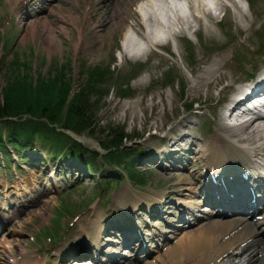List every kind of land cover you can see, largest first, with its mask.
Returning <instances> with one entry per match:
<instances>
[{
    "label": "rangeland",
    "instance_id": "374dc122",
    "mask_svg": "<svg viewBox=\"0 0 264 264\" xmlns=\"http://www.w3.org/2000/svg\"><path fill=\"white\" fill-rule=\"evenodd\" d=\"M102 1L50 0L49 3L45 0L40 3L34 1L30 3L29 9L30 12H35L29 15L25 13L27 7L25 0H0V101L4 104L5 95L10 96L12 98L10 103L15 102L19 106L21 101L25 100V108H27V105H33L35 99H38L41 101V106L57 117L54 122L63 123L66 120L72 122L75 120L67 114L66 97H69L70 103H76L79 98L82 99L77 91L80 88L87 89V97H84L83 93L82 95L85 102L88 99L89 113L96 118L90 122L99 125L91 129L90 133L70 129L66 130L73 132L74 135L69 131L65 132L76 138L78 136L83 141V145L100 153H103L100 147L102 142L113 129H121L126 134L141 135L139 140L131 139L126 144L130 148L135 147L142 151V154L135 158V168L140 172L145 173L146 170L152 174V177H147L149 186L140 189L138 186H133L135 182H129L126 176L120 177L123 178L121 186L110 193L111 202L108 205H101L100 201L95 200L88 206L93 194L102 188V179L105 178L103 172L108 167L106 160L97 163L101 165L98 169L94 166L86 168L83 161L73 157L66 158L64 164L73 166L68 168L70 171L79 169L82 173V176L76 179L77 188L68 192L66 190H72L73 187L60 188L57 187L56 182H49L52 178V166L50 160L45 162V166L43 165L45 159L39 158L43 157L41 153L34 156L37 161L36 168H30L27 164H20L21 167L15 166L19 172L14 174L15 170H12V181L0 171V186L9 187L7 190L0 187V201H10L9 211L0 210V213H7L10 217L9 221L0 223V264L33 262L70 264L74 256H70L71 253L66 252V248L71 243L81 242V230L87 225L79 223L81 218L90 221L97 210L102 212V216L108 217L117 213L121 205L127 204L123 203L124 199L143 196L144 192L155 189L157 181L167 182L168 177L160 175L155 167H150L153 166V161L148 158L154 159L156 147L163 145L186 118H193V111L183 112L184 104L197 102L196 107L202 109L197 111L205 114L206 121L211 122L209 112L221 103L223 92L227 90L230 93L236 82L246 75L249 64L253 65L259 61L257 66H260L264 63V0H249V8L246 0H222L224 10L215 12L207 8L210 14L205 10L199 12L188 8L189 11L181 16L182 23L176 26V32L180 33L176 34L178 36L176 44L158 39L160 42H156L155 45L157 52L152 48L145 51L147 47L144 51L141 50L140 54H126L121 48L125 26L135 20L139 27L136 15L124 17L123 14H114L118 6L121 8L125 5L132 8L140 0H113L109 5V13L105 12L103 7L107 1ZM216 5L223 7L220 3ZM203 13L211 17L205 18ZM169 20L168 24L171 28L174 26L171 22L174 23L175 19L171 16ZM87 30L91 31L90 35L86 38L83 35L81 40V33ZM188 46L192 47L194 56L198 58H201L203 53L206 58L212 57L208 62L224 55L229 62H234V71L194 91L196 75L200 74L207 64L198 61L191 66L187 65L185 55H188L186 50ZM120 55L128 60V69L124 71L119 69ZM96 64L107 66H94ZM104 69L116 70L120 80L116 79L115 82L119 83L121 88L128 87L132 92L139 91L147 99L151 98L150 92H155L156 100L165 94L164 103L155 114L145 113L149 123L144 128L141 119L143 113L140 109L129 105L126 111L120 110L123 101L130 100L122 97V92L120 93L117 87L115 89V85L105 87ZM163 71H170L173 75L170 82L165 80V84L163 82L161 84L164 78ZM123 74L135 78L126 81L122 78ZM15 80L22 83L6 87ZM168 83L171 84L167 86ZM182 83L185 84L183 95H181ZM221 87L225 89L222 92ZM207 93L210 97H207ZM201 99L205 102L199 103L198 100ZM132 100L136 101L135 98ZM43 102L45 104L42 105ZM117 107L120 111H115ZM108 110L113 113L110 114ZM130 110L133 112L132 115ZM23 115L24 118L21 117ZM131 116H134V120L138 122L131 120L133 119ZM20 119H35V117L31 114H21L13 120ZM214 121L216 124L219 120ZM0 131L2 138L6 139L3 124L0 125ZM51 141L53 143L58 139ZM181 141L183 140L177 142ZM26 159L28 160V156ZM13 164L17 165L16 159ZM23 167L26 169L21 173L20 168ZM62 168V163L55 167V177H58ZM113 169L123 170L114 165ZM63 171L62 169L61 173ZM62 179L64 178L60 177V181ZM63 189L66 190L62 191ZM15 193L20 196L18 200L20 202L13 206ZM97 197L102 196L97 195ZM84 204H87V208L81 212L80 208L84 207ZM114 221L105 218L103 225L109 228L115 223ZM60 223L65 226L64 237L52 243L47 237L55 236L54 239H57L61 230L54 229Z\"/></svg>",
    "mask_w": 264,
    "mask_h": 264
},
{
    "label": "bare ground",
    "instance_id": "6f19581e",
    "mask_svg": "<svg viewBox=\"0 0 264 264\" xmlns=\"http://www.w3.org/2000/svg\"><path fill=\"white\" fill-rule=\"evenodd\" d=\"M34 1H36V0H34ZM106 1H107V4L103 5V7L105 8V12L109 13L110 12L109 5H110V2L113 0H103L102 2H106ZM144 1L148 2L149 6L146 8V10L139 8L141 13L150 10L155 17L157 16L156 15V9H155V7H157V4L153 3V1L158 2V3H164L165 2L163 0H144ZM196 1L198 2V4L194 1H192L191 9L195 10V11H198L199 9H200V11L204 10L205 8H204V5L202 4V1L201 0H196ZM219 3L223 7H221V6L219 7L216 5ZM222 3H223L222 0L216 1L215 5L213 6L214 10L223 11L225 6ZM200 6H202V7L199 8ZM117 8L114 10V14L117 13L119 15H122V14H129L130 13L128 7H126L125 5H123L121 8H119V6H118ZM173 11H175V9H173ZM203 14L206 15L205 13H203ZM209 14L206 15V17H211ZM163 15H164L163 18L169 19V17L166 14H163ZM181 16L182 15H179V14L173 15L175 22L174 23L171 22V25H174V26L169 28L170 30L177 31L176 26L178 24L182 23V21H183ZM146 26H147V28L151 29V24L146 25ZM157 28L159 30L162 29L160 25H158ZM163 31H166V29H163ZM90 33H91L90 30L83 31L81 33L80 39L81 40L83 39V35L86 38V36L90 35ZM127 61L128 60H126L125 58L120 59V61H119V63H120L119 69L120 70L123 69V71H124L125 69H128L127 68V66H128ZM197 61H199V60H197ZM204 63L207 65L203 68V70L201 71L200 74L196 75V83L193 86L194 91L204 84H211V83L218 81L219 79L226 76L227 74H230L233 71L232 65L227 60V57H225L224 55H220L217 59H215L211 62H208L207 60H205ZM97 65L98 64H96L94 66H97ZM127 75L128 74H126V75L123 74L122 78L123 79L125 78L127 80L130 77H132V76H127ZM116 79L120 80V77L117 75L116 70H114L112 75L110 76L109 83L115 82ZM263 80H264V73L261 74L259 79H257L253 83H251L250 87L254 88L255 84L256 85L262 84L264 82ZM106 87H109V86L106 85ZM234 91H236V89H234ZM150 94H151V98L147 99L146 96L139 91L132 92L131 88H128V90L126 92L122 93V97H125L126 99H129L130 101L124 100L120 110L123 109L124 111H126L127 109H129V107H128L129 105H132L134 108L137 107V109H140V111L143 113V115L141 116V119H143V128L149 123V121L146 118V114L147 115L155 114L157 112L158 108L160 107V105L162 103H164L165 94L163 96L159 97L158 100L155 99V92H150ZM132 98H135L136 101H133ZM136 98H138V99H136ZM230 99H231V103L235 105V104H237L239 98L237 96H231ZM253 99H255V98H253ZM116 110H119V108L118 107L115 108V111ZM108 112L110 114L113 113L110 110H108ZM130 113H131V115L133 114V112L131 110H130ZM255 116H256L255 118H250V119L243 121V123H244L243 128L248 127L254 133L245 137V136L239 135L238 131H230L229 132L230 135L237 136L240 141L246 142L244 144H241L242 142H239V141L237 142L239 147H236V149L241 153V154L237 155L238 157H240L241 155L243 156L244 154L247 155L248 157H250L251 155H254V157H259V158H262V156L264 157V116L263 115H255ZM94 118L95 117L92 115V119H94ZM131 118H133L131 120H133L134 122H138L136 119L134 120V118H135L134 116H131ZM187 124H188V120H186L181 126H179L176 129V130H178V129L182 128L183 130H181L180 132H182V131L185 132V133L180 135L181 140H184L185 138H190L192 140V137H190L191 131L190 132L187 131V128H188ZM98 125L99 124H95V122H94L92 129L97 127ZM224 131H228V130L224 129ZM107 132L108 131H106V133ZM215 138L217 140L216 145H210V144L206 143L203 145V147L200 148V152L203 155H205L207 152H211V156H210V159L208 162L212 165L216 164V163L220 164L221 162L225 161L226 157L229 158L233 155L232 153H229L226 151L216 150L219 147L223 146V145H219V144H222V143L226 142L227 140H226V138L221 136L219 133L216 134ZM228 143H231V142H228ZM186 146H187V143H184L183 145L179 144V149L183 150L184 148H187ZM260 153H262V155H260ZM161 154H163V153H161ZM179 159H181V158H179ZM247 170H251V169H245V171H247ZM211 172L217 173L218 177H221L222 181H226V179H227L226 176H229V175L234 176V174H232L229 171L222 169V168L211 170ZM239 175H240V173H239ZM163 195H164V192H162V191L156 192L153 195H150V196L143 198L142 200L149 202V199H151L152 201L159 202ZM137 201H138V199H135V200H132L130 203L132 204V206H135L137 204ZM250 205L252 206L253 204L251 203ZM92 224L95 228L94 239L97 240V237L100 235V230L102 229L101 221L99 218H97L95 221H93ZM240 224L241 223L238 221L229 222L226 225L223 224L219 227L210 228L208 230L202 231V233L200 235H194V236L191 235L187 238V240H185L182 243L181 247H178L172 251H168L167 253H165V255L162 256L161 261L166 263V260L170 259L167 262V264H224V260L227 257V255H225L224 252L230 250V249H226V247H229L235 243L236 244L235 248L239 249V248H241L239 242H242L241 241L242 235L243 234H245V235L252 234V231L250 229H248V227L245 226L244 228L241 229V231H240L241 235L240 236L235 238L233 236L228 235L229 237L226 241L222 240L223 237H226L223 235H227L226 231H225L226 229H229L230 227H233V226L238 227ZM218 228H219V231H217ZM214 241H218L220 243H225V246L223 248H221L220 244L215 243ZM93 243L96 244V242H94V241H93ZM82 250L83 249H78V250H76V252L79 253ZM88 252H89L88 247H84V252L82 255L89 256ZM177 252L179 253L178 256H176ZM102 263H104V262H102ZM102 263H100V264H102ZM76 264H92V262H90L88 259H81ZM104 264H106V263H104Z\"/></svg>",
    "mask_w": 264,
    "mask_h": 264
},
{
    "label": "trees",
    "instance_id": "16d2710c",
    "mask_svg": "<svg viewBox=\"0 0 264 264\" xmlns=\"http://www.w3.org/2000/svg\"><path fill=\"white\" fill-rule=\"evenodd\" d=\"M21 83V81L16 82L15 80L8 86L6 85V87L17 84L20 85ZM80 90L81 88L77 92L79 97L82 96V99L79 98L76 103H70L69 99L66 97V101L68 103L67 114L70 117L74 118L75 121L69 122L68 120H66L63 123L54 122L57 117L54 114H50L48 112L49 110H46L44 106H41V101H39L38 99H35L33 105L29 104L27 105V108H25V100H22L18 106V104L15 102L10 103L12 98L5 95V99L3 101L5 103L1 104L0 101V122L4 125L6 131V139L2 138L0 131V148H2V151L5 152V148L11 144H14L15 146L29 144L34 140V138H42L46 141L61 138L62 134L52 128V124H59L63 128H69L64 124H70V127L72 128L80 125L83 127L82 129H91V125H94V123L91 124L90 122V120H92V115L89 113V109L87 106L88 99L86 100V102L84 99L85 96L87 97V89H82L81 91ZM43 104L45 103L43 102L42 105ZM21 114H31L35 117V119H20L19 121L12 120ZM122 139V132L118 129L111 130L107 135V140L110 141L114 146H118ZM77 150L83 151L81 147H79V149ZM77 150L75 149L76 152Z\"/></svg>",
    "mask_w": 264,
    "mask_h": 264
}]
</instances>
